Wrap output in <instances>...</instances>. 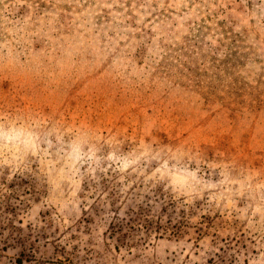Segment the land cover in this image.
Masks as SVG:
<instances>
[{"label":"rangeland","instance_id":"obj_1","mask_svg":"<svg viewBox=\"0 0 264 264\" xmlns=\"http://www.w3.org/2000/svg\"><path fill=\"white\" fill-rule=\"evenodd\" d=\"M18 259L264 264V0H0Z\"/></svg>","mask_w":264,"mask_h":264},{"label":"trees","instance_id":"obj_2","mask_svg":"<svg viewBox=\"0 0 264 264\" xmlns=\"http://www.w3.org/2000/svg\"><path fill=\"white\" fill-rule=\"evenodd\" d=\"M116 211H118V209L115 210V212H114L115 215L113 216L112 222L110 223L109 229L111 231L114 229V226H115L116 230H121V229L126 228V227L132 228V225H130L131 221H135V218L138 215L143 214V213H139V212H134L133 210H129L126 214H124L125 216L123 218H121L118 215H116ZM138 220L140 221L142 219H138ZM145 222L148 223V221H146V220H145ZM137 224L141 225V223H137ZM30 235L31 234H29L28 237H30ZM74 254H75V256L77 255V251L76 250H74ZM17 264H21V260L20 259L17 260Z\"/></svg>","mask_w":264,"mask_h":264}]
</instances>
